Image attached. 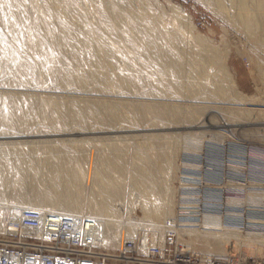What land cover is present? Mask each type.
<instances>
[{
  "label": "rangeland",
  "instance_id": "obj_1",
  "mask_svg": "<svg viewBox=\"0 0 264 264\" xmlns=\"http://www.w3.org/2000/svg\"><path fill=\"white\" fill-rule=\"evenodd\" d=\"M30 1L31 0H14V3L9 5V0H0V18L3 19L0 20V159H6L7 157L8 160H12L13 158L14 160H21L25 162V170L30 169V171L32 167L34 168L38 165L37 170H40L41 174H38L37 178L39 177L41 180L47 179L48 169L51 166L50 162H52V160H65L66 166L69 167L71 165L78 168L82 176L86 175L89 166H94L102 173H105H103V176L107 179V182L113 184L112 186L115 188L111 189V191L116 188L117 190H115L114 196L112 194L110 195V193L114 194V191L108 192V189L106 190L103 188L106 185H91L93 189V200L96 202L108 200L113 208H115L114 212L117 211L118 214L121 213L120 215L117 213L115 214L118 217L120 216V218L122 217L121 223L123 225H126L125 223H136L137 228L140 230L142 224L147 225L149 228L150 226H155L153 222L156 219L155 217H152V219L142 217L138 222L132 221L133 217L137 216L138 218V216H140L142 203L148 201V199H145V201L143 197L138 198L139 185H135L136 182L134 179L132 180L131 175L128 174L131 166L141 165L138 161L134 162L133 156L135 148L139 147L140 150L143 148L139 145L137 136L149 135L151 133L169 134L192 130L207 131L203 134L204 149L209 145H216L219 147L220 145L218 143L228 142L230 148L237 151L241 150L243 153L248 152L250 156L258 151L264 154L263 131H260L262 138L259 140L248 138L240 134V131H235V140L225 138L222 141H217L211 139L210 131L222 129V127L220 128L218 125H213L211 128L200 129L166 128L168 126L164 124L165 121L155 119L153 123L156 124L152 126L153 129L147 130V127H151L149 126L151 124H148V122L155 115L165 120L172 119L174 111L170 110L171 108L169 107H166V109L164 108V111L160 112V114L156 113L153 115L152 110L149 114L147 113V115H145V120L142 122L147 123V127L138 125V121H132L133 124L128 121L134 114L133 106L141 107L140 103L131 104V102L164 103L167 102V98L172 97L170 96V92L180 91L182 94L178 96L181 102L194 99L200 104L215 103L221 105V102L226 103V100L220 97V91H222L221 88L223 86V77L218 67L220 60H215V62L209 61V65L207 63V65H203L205 68L199 65H195L191 68L187 67V73H182L181 77L177 78L176 82L164 84L162 80H164L165 77L160 74L161 67L155 66L154 63H147L143 51L139 50L136 51V53L128 52V46H126L124 42L118 41L119 43L116 44L117 47H120L118 53L115 55L112 54L113 56H107L105 49L112 45L115 46V42L111 41L112 44L111 42L109 44V41L107 42L109 37L106 35V37H104L107 39L102 42L101 45L96 46L94 44L90 46L92 48V53H88L87 47L80 44L79 38L84 35L89 27H95V29L100 30L106 25V22H104V14L97 7L99 0H78V3H72L71 8L66 13L65 19L68 27H70L71 30L73 29L75 34H77L73 40L77 43V46H75L76 44L73 45L74 43L72 41L73 44L71 43L69 47L70 50H63L64 52H62L61 49L60 51L55 50L60 47L57 45L58 41L52 39V29L55 26V22L52 19L50 21V18L47 16L44 17V14H40L44 13L42 10H45L49 4L46 3V0L45 2L44 0H39L34 6ZM168 1L174 5H178L190 16L193 25L191 28L180 22H175L174 12L166 0H127V5L135 10L134 12H139L146 16L148 18L146 23L150 26L154 25L155 28L159 30L164 28L167 29L168 27L173 30H178V28H182L183 25L186 27H184L185 29H181V31L184 30L182 31L183 33L178 30V33L180 32L179 34L181 35L180 37H182L181 41H183L180 48L184 51L182 54L180 53L183 57L181 56L182 60L180 58L179 63H181V61H183V64L191 63L193 59L191 57L192 53H198L201 57L207 58L206 56L211 55V49H217L218 53H220V57L223 56L222 59L231 72L237 87L246 94L254 93L256 91L255 87L258 86L259 83L253 80L251 71H261L264 73V35L260 30L261 28H258L260 31L258 30V35L256 37L250 36L237 22H234L238 19L227 17H230L229 12H232V9H227L226 12L224 10L222 11L216 7L213 0ZM8 5L10 7H8ZM49 7L51 6L49 5ZM142 7L145 8L143 9ZM38 8L41 9V11H39ZM15 13H22V16L17 17ZM149 14H152V16L148 17ZM11 18H13V20L17 18V21L12 22V20L10 22ZM45 18L49 19L46 20L49 23H44ZM9 22L14 24H12V26L19 32L21 35L20 38L22 37L19 40V44H15V41L12 40L13 31L10 30L9 26L11 25H9ZM41 33L43 37H45L42 46L47 49H45L47 52H50H48V62L45 61V63L41 62V57L35 53V46L32 44L33 40H31L33 35H40ZM190 33L192 35H199L200 39L190 36ZM261 34L262 37L259 36ZM117 36L118 35H115V38H118ZM76 37H78V41ZM198 40L202 43L201 47ZM191 46L194 47L191 48ZM97 47H100V50H97ZM195 48L196 50H193ZM190 49L195 52L192 50L190 51ZM76 53H78V56ZM108 61L110 62L108 63ZM216 62L218 63L216 64ZM107 64L109 65L107 66ZM49 66H54L53 68L57 67L56 69H59L57 72H52ZM194 70H196L195 73ZM205 73H207V77L204 76ZM190 76L193 80L190 79ZM152 86H160L162 88L161 92L158 94L154 93L152 91ZM219 86H221V88ZM204 88H207V91ZM210 90L215 91L210 93ZM192 91H195L193 95H191ZM189 92L190 96L188 94ZM204 92H207V95L211 94L210 98H202L201 95H204ZM214 92L217 93L215 94ZM216 96H218V98L215 99ZM110 106L112 107L110 108ZM72 107H74V109H79L78 111L81 110V113H78L79 115L77 114L76 116L78 117L77 120L75 119L76 117L74 118L75 120L71 119L73 118V112H77V110L75 109L74 111ZM6 109L17 114H20L23 110L28 111L30 117L29 121H21L15 116L10 118L7 122H2V116ZM70 111H72V114ZM176 114L179 117L181 115V113ZM114 116L115 118L120 116V119H115ZM144 127H146L145 130H141ZM233 127L235 128L238 126H229V128ZM252 128L257 127L246 125L242 127V129L248 130ZM238 137L242 140L238 139ZM51 141H55L54 144H57V146L51 145L50 147L49 142ZM21 142H28L29 144H27V147L24 149L19 144ZM166 148L167 150L165 149L162 151V156H175L177 154L175 157L176 162H178L177 160L180 159L181 156H190L189 152L176 153V143H169ZM141 151H143V149ZM152 153L153 158L151 162L158 164L159 159H161L159 153L156 150H153ZM192 153L197 152H191V154ZM106 158H113L115 161L119 159L120 162L118 163V167L117 165L113 166L104 162L103 160ZM250 165H252V161ZM176 166L170 173V176L166 173L159 174L162 186H171L173 187L172 190H174V188L176 189L178 186L177 174L179 171ZM259 168V173L262 176L261 179L264 180V166H259ZM249 169L251 168L249 167ZM139 171L142 172V169L140 168ZM85 191L86 190H84L83 195L80 197L82 203L86 201L87 191ZM149 193L150 191H147V194ZM150 196L153 205L149 207H152L153 210L155 208L154 206L157 205L156 203L159 202L160 197L158 192H154L150 194ZM178 197L179 195L173 197V203L171 205V210L173 212L172 216H175L177 213L176 206ZM121 202H126L127 204L124 203L126 206L121 204ZM126 211H128V213ZM164 218L165 216H163L162 219ZM163 223H159L162 228ZM1 234L2 232L0 235ZM240 237L226 238L225 241L217 239L211 243L206 242L203 246L209 249L215 245L225 247V245L230 244L231 247H235L237 250L240 248L242 253H238L239 255L246 254L247 256L252 255L249 253L254 251L262 252L261 248L263 246H258L253 236ZM226 240L229 244L226 243ZM182 244L187 245L189 249L193 248L191 243ZM231 247L228 249H231ZM117 248L114 247L113 249ZM193 251L205 254L202 249L197 248ZM262 254H264V252H262Z\"/></svg>",
  "mask_w": 264,
  "mask_h": 264
},
{
  "label": "bare ground",
  "instance_id": "obj_2",
  "mask_svg": "<svg viewBox=\"0 0 264 264\" xmlns=\"http://www.w3.org/2000/svg\"><path fill=\"white\" fill-rule=\"evenodd\" d=\"M38 1L39 0H31L30 2L33 5L34 4L36 5ZM166 1L169 3V5L171 6L174 12L173 15H174L175 22L176 23L180 22L186 25L187 27L191 28L193 25L190 20V16L187 15L178 5H174L168 0ZM213 1L216 4V7L221 9L222 11L224 10L226 12L227 9L228 10L232 9V12H229L230 17L229 16L227 17L228 18L234 17L238 19L237 21H234V22H237L250 36L256 37L258 35L257 32L260 28H261L260 30L262 34L264 35V0H213ZM74 2L78 3L79 1L78 0H66V1L46 0V3H48L51 7H49L48 5L47 8L44 7L45 10H42L44 13L39 12L42 15L44 14V17L45 16L49 17L50 21L52 19L55 22V26L52 29L53 31L52 39H54L55 41H58L57 45L60 46L59 48H56L55 50L60 51L61 49L62 52H64L63 50L69 51L70 50L69 47L72 41L75 39V36L77 35L73 31V29L71 30V28L68 27L66 19H65L67 11L71 8L72 3ZM8 3L9 5L14 3V0H9ZM9 5L8 7H10ZM97 7L103 12L105 16L104 22H106V25L100 30L95 29V27H92V28L89 27L88 30L84 33V35L82 34L83 36L79 38L80 44L81 45L83 44L85 47H87L86 49L88 53L92 51V48L90 46L94 44L96 46L101 45L102 42H104L107 39V38L105 39L106 36L109 37V39H107V42L109 41V44L111 41L115 42V46L112 45L111 47H108L105 49V53L107 54V56H113L112 54L115 55L116 53H118V51L120 50V47H117L116 44L119 42H124L126 46H128V52L136 53V51H139V50L143 51L146 56L147 63H154L155 66L161 67L160 74L165 77L164 80H162L164 84L176 82L177 78L181 77L182 73H187L186 71L187 67L191 68V67H194L195 65H199L200 67L202 66V68H205V66L203 65H207V64L209 65L208 63L209 61L215 62V60H220L218 67L223 77V82H222L223 86L222 88L221 86H219L222 89V91H220L221 95L220 94L219 95L220 97H222V99L226 100V103L221 102L222 103L221 105L215 104L214 102H213L214 104H207V103L200 104L198 101L194 99L190 101L181 102L178 96L182 94L180 91L170 92L171 93L170 96L172 97L167 98L166 99L167 102H164V103L162 102L142 103L140 101H135V102L133 101V103L131 102V104L140 103L141 107H138L135 105L133 106L134 114L131 118H129L128 121L130 122L138 121V125H143L146 127L150 123L151 125L149 126L151 127L149 128L147 127V130L153 129L152 126L156 124V123H153L154 119L165 121L164 124L168 126L166 128L174 127V128H183V129H194V128L200 129V128H209V127L211 128V126L213 125H218L220 128L222 127V129L218 131H210L211 139L217 140V141H222L225 138L235 140L234 138L236 137L234 136L235 131H240V134L248 138H253V139H258V140L262 138L261 137L262 134L260 133V131L264 132V73L263 72L251 71L253 75V80H255V82L257 81L259 85L256 87L254 86L256 90L254 93L246 94L237 87V84L235 83V80L231 72L228 70L226 64L224 63V60L222 59L223 56L220 57L219 55L220 53H218L217 49L215 50L213 47H212L213 50L210 48L212 56L207 54L208 55L206 56L207 58H203L198 53H192L191 57L193 59L191 63L183 64L182 63L183 61L179 63L180 61L179 59L182 56L181 54L184 51H182V49L180 48V46H182L181 44L183 41H181L182 37H180L181 35L179 34L180 32L178 33V30L181 31V29L185 27L184 25L183 27L181 25L182 28L178 26L179 27L178 30L175 29L177 31L169 28L168 26H165V27H168L167 29L163 27L164 29L159 30L155 28L154 25L150 26L148 23H146V21L148 20L146 16H144L143 14L139 12H134L135 10L131 9L127 5V0H99ZM142 8L144 9L145 7H142ZM38 10L41 11V9L39 8ZM16 16L20 17L22 16V13H18L16 14ZM151 16L152 14H149L148 17H151ZM16 19L13 20V18H11V20L10 19L9 20L10 22L12 20H13L12 22H14V21H17ZM0 20H3V19L0 18ZM46 20H49V19L45 18L44 23L48 22ZM12 24L11 23L9 24L11 25L9 26L10 30L13 31L12 40L15 41V44H19V40L22 37L20 38L21 35L16 30V28L12 26ZM262 34L259 36L262 37ZM115 35H118L117 36L118 38H115ZM190 36L200 39V36L197 34L192 35L190 33ZM78 37H76V40ZM44 38L45 37H43L42 33L40 35L38 34L35 36L33 35L31 38V40H33L32 44L35 46L34 51L35 53L38 54L39 57H41V62L43 63H45V61L48 62L47 58H49L48 56L50 53L49 51L48 53L46 51L47 49L42 46L44 44L43 43ZM73 43H72L73 45L76 44L75 46H77V43H75L74 41ZM201 44L202 43L199 42L200 47H201ZM193 47L194 46H191V48ZM196 48L193 50H196ZM96 49L100 50V47H97ZM191 50L192 49H190V51ZM77 54L78 53H76V55ZM109 62L110 61H108V63ZM217 63L218 62H216V64ZM108 65L109 64H107V66ZM53 67H50L51 71L57 72L59 68L56 69L57 67L55 68ZM195 71L196 70H194V73ZM201 73H202V69H201ZM206 74L207 73L203 75L206 76ZM190 79H192L191 76H190ZM185 83H186V80H185ZM203 87H206V86H203ZM161 90L162 88L160 86H152V91L154 93L158 94L161 92ZM205 90L207 91V88ZM213 91L210 90V93ZM193 93H195V91L194 92L192 91L191 95H193ZM204 93H203L204 95L200 94L202 98H210L211 94L208 93L209 95H207L206 94L207 92H204ZM188 94L190 96V92ZM216 98H218V96H216L215 99ZM5 100L7 101L6 97H5ZM3 104H6V103H3ZM111 107L112 106H110V108ZM166 107H169L171 108L170 110L174 111V114H172V119L165 120L155 115L153 118L150 119L148 124L142 123L145 120V115H147V113L149 114L151 110H152L153 115L156 113L160 114V112H163L164 108L166 109ZM72 108L74 111L75 109L77 110V112H73V114L71 113L73 110L70 111L73 118H71L70 115L69 117L71 119H74L78 113H81L80 112L81 110L78 111L79 109L77 108L74 109V107ZM176 113H179V114L181 113L180 117ZM15 116L18 117L19 120L24 121V122H28L30 118L29 112L26 110H23L20 114H17L15 112H10L9 110L6 109V111H4L3 116H2L3 117L2 122H7L10 118L15 117ZM119 117L117 118L120 119ZM77 118L78 117H76L75 119L77 120ZM230 125H237L238 127L229 128ZM245 125L255 126L257 128H252L250 130L242 129V127H244ZM146 127H144L141 130H145ZM215 127L218 128L217 126ZM205 132L192 130V131L174 132V133H169V134H152L151 133L149 135L137 136V140L139 142V145L143 147L142 148L143 151H141L142 149L140 150V148L137 147L135 148L133 152V156H134V162L138 161L141 163V165L131 166V168H129L130 170L128 171V174H130L132 180L134 179V181L136 182L135 185H139V188H138L139 192L137 195L138 198L143 197L144 200L148 199V201L142 203L141 205L140 210H141L142 215L140 214L138 218L137 216L133 217L132 221L134 220L138 222L141 220L142 217L148 218V219H152V217H155L156 220L153 222L155 226H150L149 228V230H151L152 239H155V238L161 239L164 233L163 231L164 229L162 228L160 224L163 223L168 218L175 217V216H172L173 212L171 210V205L173 203V197H175L176 195H179V193H177L178 186L176 187V189L174 188V190H172L173 187L171 186H167V187L162 186L161 178L159 177L160 176L159 174L166 173L168 174V176H170V173L174 170V167L176 165L178 169L182 165H186L180 161L181 157L180 159L177 160L178 162H176V158H175L177 156L176 153L178 152H189V153L201 152L204 148L203 134ZM238 139L242 140L239 137ZM54 143L55 141L49 142V146L50 147L51 145L57 146V144H54ZM169 143L177 144V149H176L177 152L175 153L176 155L175 156L173 155L172 156H169V155L162 156V151L165 149L167 150L166 147L167 145H169ZM19 144L25 149L27 147V144L29 143L21 142ZM173 147H174V144H173ZM153 150H156L159 153V157H161V159H159L158 164L155 162L154 163L151 162V159L153 158V153H152ZM103 161L113 166L117 165V167H118V163L120 162L119 159L115 161L113 158H106ZM24 163L25 162L18 160V159L14 160V158L12 160H8L7 157L6 159H0V233L1 232L3 233L5 231L6 225L8 223H12L14 225L19 221V211L22 207H37V208H42V209H53V210H59V211H66L72 214H82L84 216L93 218L94 220H96V223L98 224V226L102 225L104 243L108 247H116V248L120 247L124 239H134L139 234V228H137L136 223H125L126 225H123L121 223L122 217L120 218V216L119 217L116 216L115 213L118 214V212L117 211L114 212L115 208H113V206L108 200H104L102 202H96L95 200H93V196H92L93 189L91 188V185H96V186L106 185L103 188L106 190L108 189L109 190L108 192H110L111 189L115 188L114 186H112L113 184H110L109 182H107V179L103 176L105 174L104 172L103 174L101 171L96 169L94 166H89L86 175L82 176V174L78 171V168H75L71 165L68 167L65 165V160L58 159V160H52V162H50L51 166L48 169L47 179L41 180L39 177L37 178V175L41 174V171L37 170L38 165H36V167L34 168L30 167L32 169L30 171V169H27V168H26L27 170H25ZM140 168L142 169V172L139 171ZM108 185H111V186H108ZM254 185L260 187V189L259 190H256L253 188L250 189L248 187L249 184H247V187L245 186L243 198H235L232 196H228L224 201L225 203L224 205H227V206L236 205L237 207H244V208L248 206L264 207V183H257ZM242 189H244V187H242ZM84 190L87 191V197L85 196L86 201L82 203L81 202L82 199L80 200V197L83 195ZM106 190H103V191L107 192ZM115 190H117V188ZM115 190H113L114 194L110 193V195L112 194L115 196V192H116ZM175 190H176V194H175ZM147 191H150V193L147 194ZM154 192H158L160 199H159V202L157 203L155 202L157 205L154 206L155 208L152 210V207L151 208L149 207L150 205L151 206L153 205V201L151 203L152 199H151L150 194H153ZM178 200H179V197H178ZM178 200H177V204H178ZM124 203L126 202H121V204H124ZM128 211L126 212L128 213ZM120 214L121 213H119L118 215ZM224 214H227V213L224 212L221 214L201 215V220L199 223H190L191 225H196V226L190 227V228L189 227L181 228L177 230L178 241L181 242V244L191 243L193 248L190 250H195L197 248L202 249L203 253H205V254H202L204 256H210L212 254H217V255L232 254L236 256H242V255L247 256L246 254L239 255L241 252L240 248L237 250V248L231 247V245L227 242V240H226V243L229 245H225V247L221 245H215L214 247L206 249L203 245L206 242L211 243L217 239L225 241L226 238H232V237H237V236L238 237L253 236V238L255 239V243H257L258 246H263L261 250L262 252H264V226L260 228H254L255 226L247 227V228L226 226L223 220ZM161 216L162 218L163 216H165V218L162 219ZM262 223L264 225V222ZM202 226L212 227L214 229L212 230L203 229ZM182 246L188 248L187 245L182 244ZM230 247L231 249H228ZM231 250H234V251H231ZM262 252L254 251V252L249 253L252 255H248V256H251V257L264 256Z\"/></svg>",
  "mask_w": 264,
  "mask_h": 264
},
{
  "label": "built area",
  "instance_id": "obj_3",
  "mask_svg": "<svg viewBox=\"0 0 264 264\" xmlns=\"http://www.w3.org/2000/svg\"><path fill=\"white\" fill-rule=\"evenodd\" d=\"M218 144L181 156L186 165L177 174V213L164 221L161 239H152L151 230L142 224L136 238L124 239L113 249L104 243L102 225L91 217L22 207L19 221L8 223L0 235V264H264V256H204L178 241L177 230L196 226L190 223H199L203 214L226 212V226H264V207L224 205L228 196L243 198L247 184L260 189L254 184L264 183L259 173L264 154L258 151L250 156L230 148L228 142Z\"/></svg>",
  "mask_w": 264,
  "mask_h": 264
}]
</instances>
